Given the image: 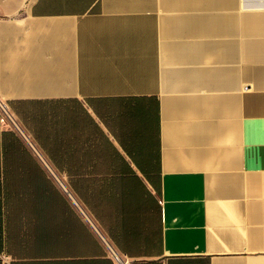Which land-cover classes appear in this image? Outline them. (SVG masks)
Masks as SVG:
<instances>
[{
  "label": "crops",
  "instance_id": "obj_1",
  "mask_svg": "<svg viewBox=\"0 0 264 264\" xmlns=\"http://www.w3.org/2000/svg\"><path fill=\"white\" fill-rule=\"evenodd\" d=\"M0 264H264V0H0Z\"/></svg>",
  "mask_w": 264,
  "mask_h": 264
},
{
  "label": "built area",
  "instance_id": "obj_2",
  "mask_svg": "<svg viewBox=\"0 0 264 264\" xmlns=\"http://www.w3.org/2000/svg\"><path fill=\"white\" fill-rule=\"evenodd\" d=\"M112 254L114 256L116 264H131L130 261L124 260L117 252L113 251Z\"/></svg>",
  "mask_w": 264,
  "mask_h": 264
},
{
  "label": "trees",
  "instance_id": "obj_3",
  "mask_svg": "<svg viewBox=\"0 0 264 264\" xmlns=\"http://www.w3.org/2000/svg\"><path fill=\"white\" fill-rule=\"evenodd\" d=\"M1 188H2V185H1V183H0V190H1Z\"/></svg>",
  "mask_w": 264,
  "mask_h": 264
}]
</instances>
